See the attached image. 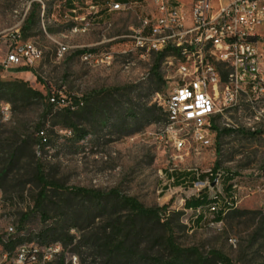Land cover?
<instances>
[{
  "label": "rangeland",
  "instance_id": "obj_1",
  "mask_svg": "<svg viewBox=\"0 0 264 264\" xmlns=\"http://www.w3.org/2000/svg\"><path fill=\"white\" fill-rule=\"evenodd\" d=\"M80 6L72 13L66 0H0V103L12 109L0 143L8 155L22 146L0 181L8 216L26 240L62 241L81 264H225L213 252L232 264H264V136L222 127L210 147L188 136L177 149L161 105L174 87L176 61L136 45L155 5L141 1L108 12L102 4L98 15ZM17 32L42 53L28 70L1 65ZM50 93L57 96L52 106ZM212 169L242 182L252 178L254 192L244 183L236 210L198 227L192 221L198 212L185 209L184 200L205 189L222 193L209 181ZM39 170L53 183L45 190ZM120 197L168 209L160 223H133L136 215Z\"/></svg>",
  "mask_w": 264,
  "mask_h": 264
},
{
  "label": "built area",
  "instance_id": "obj_2",
  "mask_svg": "<svg viewBox=\"0 0 264 264\" xmlns=\"http://www.w3.org/2000/svg\"><path fill=\"white\" fill-rule=\"evenodd\" d=\"M102 1L108 12L123 11L141 1L155 5L156 14L145 17L137 31L136 45L175 52L176 80L161 105L177 149L184 148L188 136L210 147L222 127L264 136V0ZM87 4L96 14L100 12L91 0ZM10 41L2 66H30L41 59V51L30 42L23 43L18 32ZM65 50L62 47L60 52ZM11 117L10 103L1 102L0 126ZM180 133L184 135L178 137ZM221 175L218 171L216 187L221 185ZM252 180L233 182L235 206L241 185L254 192L249 186ZM260 180L264 182V175ZM5 205L0 191V264H81L62 241L26 240Z\"/></svg>",
  "mask_w": 264,
  "mask_h": 264
},
{
  "label": "trees",
  "instance_id": "obj_3",
  "mask_svg": "<svg viewBox=\"0 0 264 264\" xmlns=\"http://www.w3.org/2000/svg\"><path fill=\"white\" fill-rule=\"evenodd\" d=\"M80 4L85 5V7H88L86 0L85 1L84 0H66V5L69 7V11L72 13H73V10H75L74 13H76L78 11V9L81 8ZM91 4L100 7L104 3L102 0H91ZM100 12H102V10H100ZM100 12L98 14H100ZM167 52H169L170 54H175V52H170L168 50L164 51V53H167ZM22 66H24V65H22ZM24 67H25V69L28 70V66H24ZM26 91L31 92L35 97L36 96L42 97V95H41V93H39V91L32 90L30 88H28ZM51 99L56 100L57 96L54 94H51V93L48 94L47 104H49L50 106L53 105V103L50 101ZM76 102H77V100H76ZM225 131H230V130L226 129ZM20 148H22V146L14 148L13 150H11V155H8V152H7L8 146L3 144V143H0V181H3L7 177V175L9 174V167H10L11 163L9 165H7L8 164L6 162L7 159L9 158L11 160V162L15 161V159L17 158V155L20 153ZM217 173H218L217 169L211 170V174L209 177L210 182H212V183L215 182ZM207 174L206 175H199L198 178H205L206 176H208ZM37 178H38V181L44 186V190H45V188H47V185H53V183H51V182L49 183L46 181L41 170L38 171ZM183 178H185V177H183ZM192 178H193V180H195L196 176L193 175ZM235 181L241 182L237 176L230 174L229 172L228 173H222V175H221L222 193L216 192V193H214V195H210L207 192V190L205 189L204 191L200 192V194L198 196H192V197L184 200L183 207L185 209L198 212V214L192 219L194 225L201 227L205 224L209 225L210 222H213V223L222 222L225 219V216L228 212L236 210L235 209L236 206L234 204V199H233V189H232L233 182H235ZM55 186H57V185L55 184ZM213 187H216V186L213 185ZM44 190L41 191L40 197H43ZM230 192H232V195L230 194ZM79 193H83L86 195L93 194L89 190H86V189L79 190ZM93 195L96 196L97 198H99V197L101 198L103 196V195H101V193H94ZM119 201L124 206H127L136 215L137 219H135L133 221V223H137L138 220L141 222L146 220L148 222L154 221L156 223H160V221H161L160 214L162 212H165L168 209L167 205H163L161 207H156V208H148V207H145L140 202H138L135 198H131V197H120ZM40 206H41L40 201H38L36 204V209H39ZM212 207H216V210L215 211L212 210ZM26 217H27V215H24V218H26ZM166 222H167V220H166ZM166 225H167V223H166ZM123 244L124 243H122V245ZM168 244L178 254L180 252H182V250H180L179 248H177L174 245L171 238H169ZM117 249L121 250L122 246H118ZM113 250L114 249H112V251ZM212 254L214 257L223 261L225 264H232L228 258L224 257L220 253L213 252ZM168 264H179V259H176V260H174Z\"/></svg>",
  "mask_w": 264,
  "mask_h": 264
},
{
  "label": "water",
  "instance_id": "obj_4",
  "mask_svg": "<svg viewBox=\"0 0 264 264\" xmlns=\"http://www.w3.org/2000/svg\"><path fill=\"white\" fill-rule=\"evenodd\" d=\"M215 183L213 182V185H214Z\"/></svg>",
  "mask_w": 264,
  "mask_h": 264
}]
</instances>
